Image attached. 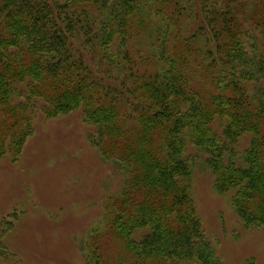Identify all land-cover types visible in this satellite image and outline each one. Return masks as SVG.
Segmentation results:
<instances>
[{
  "label": "trees",
  "instance_id": "1",
  "mask_svg": "<svg viewBox=\"0 0 264 264\" xmlns=\"http://www.w3.org/2000/svg\"><path fill=\"white\" fill-rule=\"evenodd\" d=\"M154 23L158 67L133 96L137 79L126 85L120 72L127 44ZM102 61L116 67L109 85ZM34 98L50 115L83 105L125 177L83 246L86 264H225L190 195L196 162L232 192L245 226L264 227V0H0V139L16 153Z\"/></svg>",
  "mask_w": 264,
  "mask_h": 264
},
{
  "label": "rangeland",
  "instance_id": "2",
  "mask_svg": "<svg viewBox=\"0 0 264 264\" xmlns=\"http://www.w3.org/2000/svg\"><path fill=\"white\" fill-rule=\"evenodd\" d=\"M156 33L157 23L139 25L128 41L129 52L120 72L126 85L137 79L133 96L143 73L157 70ZM99 47L97 41V53ZM97 53L86 57L92 71L98 68ZM101 63L103 70L108 69L101 78L109 85L116 67ZM121 84L119 92L125 90ZM115 99L117 103L119 95ZM119 104L121 117L129 123L131 107ZM32 105L31 132L19 153L15 144L0 139V264H86L83 246L101 229L111 199L125 187L115 160L117 152H105L94 141L99 120L87 118L83 105L54 115L42 98H34ZM250 141L246 135L241 149ZM196 152L189 145L188 153ZM193 171L191 198L225 264H264V227L245 226L232 206V192L216 190L208 167L196 162ZM146 231H137L134 237ZM113 255L107 253V257Z\"/></svg>",
  "mask_w": 264,
  "mask_h": 264
}]
</instances>
